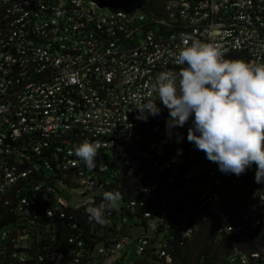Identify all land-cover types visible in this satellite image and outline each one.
Wrapping results in <instances>:
<instances>
[{
  "label": "built area",
  "instance_id": "built-area-1",
  "mask_svg": "<svg viewBox=\"0 0 264 264\" xmlns=\"http://www.w3.org/2000/svg\"><path fill=\"white\" fill-rule=\"evenodd\" d=\"M193 38L219 45L225 59L243 53L244 62L264 63V0H168L156 13L143 0L123 8L89 0H0V264H71L59 252L38 253L50 245L53 217L98 206L101 187L114 184L120 167L131 176L148 164L140 190L148 202H128V215L111 209L106 223L123 231L112 245L96 246L85 264H126L129 243L136 248L129 264L149 248L161 261L155 264H172L163 250L167 234L189 238L219 210L226 184L218 164L187 140L185 125L169 130L168 117L155 116L151 129L164 127L166 155L153 158L140 148L141 129L153 116L137 119L136 107L158 99L157 75L184 67L175 56ZM84 140L99 141V155L111 154L105 171L99 155L90 171L69 154ZM247 209V224L222 223L217 232L233 231L242 240L261 227L263 189L253 190ZM70 254L77 258L80 251ZM248 256L234 250L229 260L264 264V249Z\"/></svg>",
  "mask_w": 264,
  "mask_h": 264
},
{
  "label": "clouds",
  "instance_id": "clouds-1",
  "mask_svg": "<svg viewBox=\"0 0 264 264\" xmlns=\"http://www.w3.org/2000/svg\"><path fill=\"white\" fill-rule=\"evenodd\" d=\"M175 63L184 67L157 75L153 91L158 99L142 100L136 118L146 122L149 115H159L157 100L169 110V130L183 127L194 116L187 134L190 143L225 174L239 177L255 164V182L264 183V63L225 59L219 45L195 38L184 41ZM101 146L99 141L84 140L69 154L94 171ZM106 169L100 162L99 170ZM121 199L119 191H106L102 203L85 211L103 225L106 212Z\"/></svg>",
  "mask_w": 264,
  "mask_h": 264
},
{
  "label": "trees",
  "instance_id": "trees-1",
  "mask_svg": "<svg viewBox=\"0 0 264 264\" xmlns=\"http://www.w3.org/2000/svg\"><path fill=\"white\" fill-rule=\"evenodd\" d=\"M89 1L102 8H123L132 0ZM167 1L143 0V3L147 6V10L150 13H156L162 8L163 3ZM228 58L230 60L244 61V54L232 53ZM159 115L169 117V110L166 109L164 113ZM193 120L194 116L189 118V121L185 124L187 129L192 126ZM156 121L157 117L153 116L149 123L143 125L140 148L147 150L153 158H162L166 155L163 148L168 150V140L163 126L157 132L152 131L151 127ZM99 156L100 162H105L108 159V156L102 152H100ZM147 167L148 164L142 163L139 169L131 176L126 174L124 167L118 168L119 173L113 179L114 184L101 187L97 205L103 202V193L106 191H119L121 193L122 199L115 207V211H118L119 216H122L121 213L123 215L129 214V210L125 209V205L130 201H134L137 204L148 202L140 192L148 178ZM255 172V164L239 177L231 173H222L219 170V174L227 187L225 197L220 203L221 207L215 214L207 216L202 222L200 229L189 238H183L177 232L167 234L163 250L171 259L172 264H233L230 263L229 256L234 250L245 253L248 256L253 252H261L264 249V221L261 227H255L244 233L242 240L233 231L228 233L224 231L217 232L222 223L227 225L239 223L244 226L247 224V220H244L243 216H246L248 220L251 218L250 214H252V211L247 209V205L253 201V190L255 188L264 190V183L258 184L255 182ZM121 205H123L122 209ZM115 211L106 212V220L112 218ZM121 218L118 219L119 223H121ZM53 222L55 230L51 235L50 245H43L47 250L44 251L41 248L38 253L59 252L71 264H85L92 257L96 246L107 247L112 245L123 231L122 227L120 231H116L107 223L103 225L96 223L90 219L85 209H68L65 218L57 219L53 217ZM70 237L74 238L76 242L78 240L82 242V246L78 248L75 241L74 243H69L68 238ZM71 248H74L75 252L77 249L80 251L79 257L76 258L74 254L67 255L68 250ZM152 251L153 249L149 248L147 252L143 253L142 257L135 258L133 264H155L161 262L151 254Z\"/></svg>",
  "mask_w": 264,
  "mask_h": 264
},
{
  "label": "rangeland",
  "instance_id": "rangeland-1",
  "mask_svg": "<svg viewBox=\"0 0 264 264\" xmlns=\"http://www.w3.org/2000/svg\"><path fill=\"white\" fill-rule=\"evenodd\" d=\"M107 156L110 158L111 154L107 153ZM131 238H134V233L130 234ZM123 251L125 252V257H124V262L126 264H129L132 262L135 254H136V248L135 245L133 243H129L124 249Z\"/></svg>",
  "mask_w": 264,
  "mask_h": 264
}]
</instances>
